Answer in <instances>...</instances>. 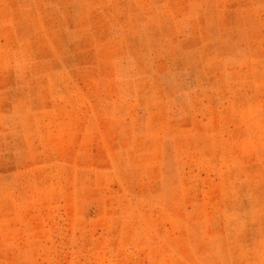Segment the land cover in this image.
I'll use <instances>...</instances> for the list:
<instances>
[{
    "label": "rangeland",
    "instance_id": "374dc122",
    "mask_svg": "<svg viewBox=\"0 0 264 264\" xmlns=\"http://www.w3.org/2000/svg\"><path fill=\"white\" fill-rule=\"evenodd\" d=\"M0 264H264V0H0Z\"/></svg>",
    "mask_w": 264,
    "mask_h": 264
}]
</instances>
